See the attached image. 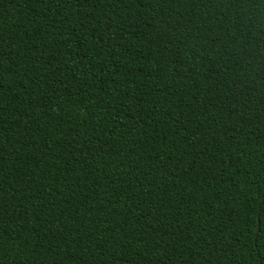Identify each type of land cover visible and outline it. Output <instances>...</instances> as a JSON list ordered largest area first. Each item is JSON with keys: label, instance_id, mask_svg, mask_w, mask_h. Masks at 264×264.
I'll use <instances>...</instances> for the list:
<instances>
[{"label": "trees", "instance_id": "obj_1", "mask_svg": "<svg viewBox=\"0 0 264 264\" xmlns=\"http://www.w3.org/2000/svg\"><path fill=\"white\" fill-rule=\"evenodd\" d=\"M0 264H264V0H0Z\"/></svg>", "mask_w": 264, "mask_h": 264}, {"label": "water", "instance_id": "obj_2", "mask_svg": "<svg viewBox=\"0 0 264 264\" xmlns=\"http://www.w3.org/2000/svg\"><path fill=\"white\" fill-rule=\"evenodd\" d=\"M258 231H259V219L257 218V230H256V233H255V236H257Z\"/></svg>", "mask_w": 264, "mask_h": 264}]
</instances>
